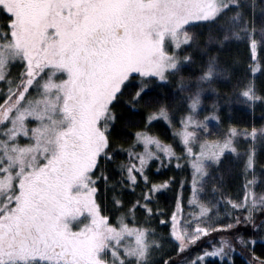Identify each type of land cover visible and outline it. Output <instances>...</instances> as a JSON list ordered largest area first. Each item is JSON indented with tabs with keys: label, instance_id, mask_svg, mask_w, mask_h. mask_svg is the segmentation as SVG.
<instances>
[{
	"label": "snow or ice",
	"instance_id": "6c2138e0",
	"mask_svg": "<svg viewBox=\"0 0 264 264\" xmlns=\"http://www.w3.org/2000/svg\"><path fill=\"white\" fill-rule=\"evenodd\" d=\"M232 44L248 52L246 72L264 74V0H0V264H236L237 253L264 264V126L200 139L221 120L220 86L239 62L222 59ZM197 54L206 59L194 67ZM237 85L228 104L264 108V86ZM160 119L179 124L180 153L152 133ZM229 154L243 160L235 195L209 171ZM173 161L191 165L190 181L154 179ZM173 184L166 214L154 199ZM108 194L123 209L115 220ZM212 233L219 241L188 258Z\"/></svg>",
	"mask_w": 264,
	"mask_h": 264
},
{
	"label": "rangeland",
	"instance_id": "374dc122",
	"mask_svg": "<svg viewBox=\"0 0 264 264\" xmlns=\"http://www.w3.org/2000/svg\"><path fill=\"white\" fill-rule=\"evenodd\" d=\"M198 32H201L203 33L204 35V42L207 41V38H208V32L206 29H197ZM202 37V35L200 36V38ZM241 46L243 44H240ZM244 46V45H243ZM249 55V54H248ZM249 61H247V64H248ZM199 64L197 65H194V67L198 66ZM233 68H235V70L238 68L237 67V63L233 65ZM243 71H244V68H243ZM241 69H238L234 72V74H236L235 78H231V80L229 82H226L225 84L221 85L220 86V97H219V105H220V112H228V111H241V112H246L245 114L246 115H252V113H249L248 111H251V109H253L252 107L248 106V105H244V104H240V103H231V104H228L226 102L227 98L229 96H232L234 95L235 91L237 90V81H243L245 79H251L250 76H246L245 73L243 72ZM259 72H257L255 75H258ZM173 91H175V87L173 86ZM217 97L215 95H212V96H209L204 104H203V109L201 111V114H200V118L203 119V116L204 115H207L208 112L212 109V104H213V101L216 100ZM259 113L256 115L257 117V120H258V126H255L257 128H260L262 126H264V108L260 107L259 106ZM179 118V113H177V119ZM160 122L164 123L165 125H167L170 129H171V132H172V136H173V141L171 143H165V144H171L173 145V147L175 148V151L177 153H180L181 151V148H182V145L180 144L179 142V138L178 137H174V133L176 131H178L179 129V124L176 123L175 126H172V125H169V123L163 119H160L159 120ZM157 121V122H159ZM230 126H234L232 125V121L228 118V120H226L225 123H220L218 121H216L215 119H210L208 121V129L211 133V135H203L201 134V142H203L204 140H208V141H214L220 137H222L227 129L230 127ZM240 129V128H238ZM242 130V129H241ZM251 130V129H250ZM249 130V131H250ZM261 145V142H257L256 144V155L258 153V150H259V146ZM237 147L240 149L241 152H243V150L247 147V141H246V138L243 137V136H240L237 138ZM137 150H140V149H137ZM196 150L199 151V145H197L196 147ZM223 162L221 166H223L224 169H228L230 172H231V175L233 176L234 175V180H229L227 181L225 179L224 183H225V187L227 189V191L229 193H231L232 195H235L237 194L239 191H240V185L243 183V176H242V170H243V160L242 158H238L237 156H235L234 154H229L227 155L226 158H222ZM182 165H185L184 167L182 168H176L175 167V161L172 162V164L168 165L167 167L165 168H161L160 169V173L162 172H167L168 177H175L177 180H180V179H183L185 177L188 178V180L190 181L191 179V172H192V169H191V165L190 164H185L184 161L181 162ZM262 166H264V163H262L258 168H256V173H257V183L255 185V191L257 193H260L261 191H264V169H262ZM217 166L216 165H213V167L211 169H209V171L213 172V175L215 176H219V171H215L214 168H216ZM152 172L153 173H156V167L153 166L152 168ZM218 172V173H217ZM159 173V174H160ZM159 174L155 175L157 177H161L159 176ZM167 178H162L161 180H164V179H167ZM160 179L159 180H156V181H161ZM232 181V182H231ZM174 187V195L176 197L177 193L180 191V186L179 184H173L171 185L168 189H165L163 190L162 192H166V191H169L171 188ZM207 187L210 189L211 188V184L207 185ZM139 189H137V193H139ZM191 187H190V184H185L184 186V191H183V196H184V204H185V213H187L188 209L186 207L187 205V198L191 195ZM109 195L111 194H108L106 197L102 196L101 199L103 198V203H102V208L104 210V212L108 215H110L113 220H115L116 216H118L120 214V211H123V209H121L120 211H118L116 208H114L112 206V204L110 203V201H107L106 202V199L108 200ZM210 196V193L208 194ZM125 202L127 203L128 200H134L135 199V196H126L125 198ZM155 201V200H154ZM155 206V205H154ZM175 206V198H174V204H173V207L172 209L174 208ZM165 212V211H164ZM166 214L170 213L169 212H165ZM137 218L143 222V219L144 217L140 216L139 213H137ZM167 218V217H166ZM151 224L153 227H156L158 232L160 233H163V232H166L167 230L164 229L162 226H159L158 225V222L156 219H153L151 221ZM171 247V245H165V250L169 249Z\"/></svg>",
	"mask_w": 264,
	"mask_h": 264
},
{
	"label": "trees",
	"instance_id": "16d2710c",
	"mask_svg": "<svg viewBox=\"0 0 264 264\" xmlns=\"http://www.w3.org/2000/svg\"><path fill=\"white\" fill-rule=\"evenodd\" d=\"M202 42H204V35L202 34V37L200 38ZM233 58H238V63H237V69H241L243 71L244 68V73L246 76H250L251 79L255 80V84L257 89L259 90L262 86H264V74L260 73L258 75H255L254 77L252 76V74L250 72H246V68L248 66L247 61H248V52L245 50L244 46L242 45H229L228 48L225 50V53L222 55V59H226L231 61ZM202 59H206V57H201L199 54H197L196 56V61L197 64H200L202 62ZM235 68H233V72L236 71ZM237 74V73H236ZM236 74H234L232 76V78L234 79ZM259 105H257L255 108L251 109V111H248L249 113H252V115H246L245 111L241 112V111H228V112H220V116H221V120L219 121L221 124L225 123L226 120H228V118L232 121V125H234L237 128L240 129H245L247 128L248 130H250L253 126H258V120L256 115L259 113ZM131 119L133 120L134 124H138L141 121V117L139 115L137 116H132ZM136 130V127L133 125H130L129 127L125 128L124 131L125 132H134ZM152 133L156 136H158L160 138L161 141H163L164 143H171L173 141V136H172V132L171 129L165 125L162 122H154L153 123V127H152ZM121 159H124V157L122 156ZM257 165L256 168H258L262 163H264V143H261V145L259 146V150L257 153ZM223 164H220L219 166H217L216 168H214V170L219 171V175H224L225 179L227 181L229 180H234V175H231V172L227 169H224L223 166H221ZM218 173V172H217ZM159 176L161 177H157L154 176L155 180H161L162 178H167L168 174L167 172H162L159 174ZM232 182V181H231ZM174 187L171 188L169 191L166 192H162L161 194H158L156 196V198L154 199V205H158L163 211L165 212H169L174 204ZM111 195H109L110 197ZM103 202V198L101 199ZM107 201H111V197L108 198ZM220 239V236L217 233H212L209 236H205L202 237L200 242H199V246H193L192 248V252H191V256L188 258H192L195 257V255L197 254L198 251L202 250L204 247H207L209 243L212 242H218ZM256 250H257V254L259 255L261 250H262V246L261 245H257L256 246ZM237 258H236V264H246V256H241L239 253L236 254ZM211 264H217V262L215 260L211 261Z\"/></svg>",
	"mask_w": 264,
	"mask_h": 264
}]
</instances>
